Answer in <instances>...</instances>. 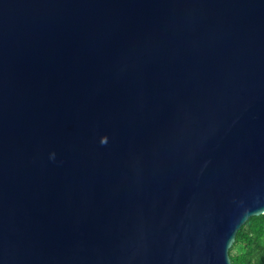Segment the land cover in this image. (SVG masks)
<instances>
[{
  "label": "water",
  "instance_id": "obj_1",
  "mask_svg": "<svg viewBox=\"0 0 264 264\" xmlns=\"http://www.w3.org/2000/svg\"><path fill=\"white\" fill-rule=\"evenodd\" d=\"M264 214V0H0V264H232Z\"/></svg>",
  "mask_w": 264,
  "mask_h": 264
},
{
  "label": "trees",
  "instance_id": "obj_2",
  "mask_svg": "<svg viewBox=\"0 0 264 264\" xmlns=\"http://www.w3.org/2000/svg\"><path fill=\"white\" fill-rule=\"evenodd\" d=\"M232 264H264V214L247 220L230 249Z\"/></svg>",
  "mask_w": 264,
  "mask_h": 264
}]
</instances>
